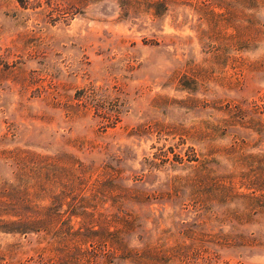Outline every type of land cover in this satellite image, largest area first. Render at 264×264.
Listing matches in <instances>:
<instances>
[{"label":"rangeland","instance_id":"1","mask_svg":"<svg viewBox=\"0 0 264 264\" xmlns=\"http://www.w3.org/2000/svg\"><path fill=\"white\" fill-rule=\"evenodd\" d=\"M75 195L97 264H264V0H0V264Z\"/></svg>","mask_w":264,"mask_h":264},{"label":"trees","instance_id":"2","mask_svg":"<svg viewBox=\"0 0 264 264\" xmlns=\"http://www.w3.org/2000/svg\"><path fill=\"white\" fill-rule=\"evenodd\" d=\"M77 210L80 217V223L75 228L72 225L65 224L62 220V212L56 208H51L42 214L30 220L20 219L19 221H10L9 223L29 224L34 223L41 227L46 234H50L53 255L46 261V264H77V260L86 255L92 257L93 264H97L102 256L108 258L116 257L118 254L130 253L126 243L122 240L124 229H109L108 220L99 216H94L93 210L84 205L81 197L72 196L69 202V212ZM71 214V213H70ZM43 215V217H42ZM129 215V214H128ZM114 221H119L118 216H114ZM122 224L128 223L127 218L121 217ZM29 229V228H24ZM31 230V228H30ZM25 230H10V232H20ZM92 253V256H91ZM88 257V258H89Z\"/></svg>","mask_w":264,"mask_h":264}]
</instances>
